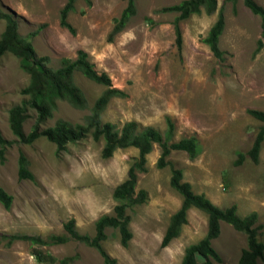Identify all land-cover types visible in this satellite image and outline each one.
<instances>
[{
  "label": "rangeland",
  "instance_id": "374dc122",
  "mask_svg": "<svg viewBox=\"0 0 264 264\" xmlns=\"http://www.w3.org/2000/svg\"><path fill=\"white\" fill-rule=\"evenodd\" d=\"M74 0L67 20L74 27L72 35L59 25V10L66 0H0L2 11H12L17 31L30 42L39 56L48 57V66L57 68L61 58H74L84 50L98 73H106L113 86L126 92L112 97L100 114L101 122L120 128L134 120L140 126L157 129L166 137L168 117L173 131L168 143L195 136L199 153L189 159L184 151L171 150L167 164L155 163L160 148L154 143L145 156V171L137 172L134 193L146 191L141 204L126 208L131 238L120 244L117 229L106 228L101 242L116 264H180L184 248L205 235L207 215L190 207L179 234L164 246L160 241L170 216L179 208L181 195L169 185L171 168L182 172L195 194H202L220 209L236 205L239 217L255 211L257 239L264 244V138L258 162L247 151L264 123L248 114V109L264 111V16L253 14L243 0H217V9L206 14H191L179 22L181 50H177L172 20L173 12L160 8L181 0H134L136 13L111 42L107 34L113 19L119 16L127 0ZM264 9V0H253ZM223 5L224 28L218 39L222 58H216L201 41ZM5 21L0 19V34ZM262 46L254 54L257 40ZM28 74L19 67L18 57L5 52L0 57V133L15 142L4 151L0 163V186L12 195L10 208L0 204V264H104L98 251L74 238L54 243L50 235H66L63 223L73 218L81 235H94V221L103 214H113L117 203L113 188L126 178L130 164L137 158L134 147L116 149L102 158L103 140H93L88 133L56 151L54 143L40 136L32 143L17 141L8 126V109L19 104L21 89ZM74 82L83 91L86 107H72L57 100L52 116L40 129L57 119L70 124L83 123L91 113L96 97L104 86L74 73ZM35 113L28 110L22 125L30 131ZM21 151L28 159L34 180L19 179L17 157ZM243 158L237 162L238 154ZM39 236L45 244L14 240L2 234ZM212 246L221 261L212 264H237L246 247V235L221 221L220 233ZM37 249L54 258L53 263L39 262L31 253ZM264 255V249H263ZM196 264H206L197 258ZM256 264L261 261L256 260Z\"/></svg>",
  "mask_w": 264,
  "mask_h": 264
},
{
  "label": "trees",
  "instance_id": "16d2710c",
  "mask_svg": "<svg viewBox=\"0 0 264 264\" xmlns=\"http://www.w3.org/2000/svg\"><path fill=\"white\" fill-rule=\"evenodd\" d=\"M73 1L66 0L59 10V25L67 29L72 35L75 34L74 27L68 22L67 16L73 10ZM225 1V0H224ZM234 2V0H231ZM88 6L90 0H85ZM246 7L253 14L264 16V9L257 5L253 0H243ZM223 5L217 10L216 19L207 31L205 37L201 39L212 54L222 58V51L218 47V39L224 28ZM206 14H212L217 9V0H181L172 5L163 6L161 12H173L175 17L172 20L173 31L175 34V44L177 50H181V30L179 22L188 18L191 14H199L201 10ZM136 13L135 1L127 0L125 7L121 10L119 16L113 19V25L107 34V41L111 42L115 35L121 32L129 19ZM0 19H4L5 25L0 34V57L5 52H11L18 57L19 67L28 74V83L21 89L24 99L8 109V126L11 133L22 143L30 144L40 136L56 146L59 152L65 148L66 143H74L88 133L93 140H103L100 150L102 158H108L116 149L134 147L138 151L137 158L128 167L126 178L118 183L112 190V198L117 202L113 207V214H103L94 221V235H81L75 230V221L73 218L63 223L66 235H50L51 242L63 243L68 238L81 240L90 246H93L101 255L104 264H116V260L110 257L103 249L101 242L106 239L105 229L110 227L117 229L120 235V244L123 247L128 245L132 234L129 230V215L126 214V208L132 205L141 204L146 199V191L139 189L134 193V187L137 179V172L145 171V156L148 154L154 143L160 148L159 156L155 165L162 168L167 164L166 157L171 150L184 151L189 159H193L199 153V142L195 136L182 137L177 141L168 143V138L173 131V123L166 117V137L157 129L151 126H140L136 121H125L120 128H117L112 122H101L100 114L106 104L112 97H125L124 90L112 85L110 77L104 73H98L94 64L88 59L87 53L79 49L74 58H61L60 65L57 68L48 66V57L36 54L32 44L24 40L17 31V20L12 11H2L0 9ZM264 32V29H262ZM261 40H257V46L254 51L256 54L261 48ZM78 71L85 78L96 84L104 86V90L96 97L92 105V111L89 113L83 123L70 124L62 119L54 121L53 125L40 129V125L52 116L56 108L57 100H65L72 107L83 109L86 107V98L80 87L74 82V73ZM28 110L35 113L34 122L28 133H24L22 125L28 117ZM255 119L264 123V111L257 109H248ZM264 138V124L261 125L256 133L247 155L255 163L258 162V153ZM14 140L5 139L0 133V163L4 161L5 149L13 144ZM243 158V154H238V161ZM17 176L19 179L34 180L32 172L28 168V159L21 152L17 157ZM169 185L177 191L182 199L179 208L170 216L168 225L162 235L160 246H166L170 240L175 238L180 231L181 225L186 223V212L190 207H195L204 211L207 215V228L205 235L195 243H191L184 248L180 264H196L197 258L204 260L206 264H212L211 259L220 262L221 258L215 248L212 246V240L220 233V222L230 224L235 230L241 231L246 235V247L242 251L237 264H256L260 260L264 264L263 249L264 244L257 239V213L251 211L242 217L236 214V205L220 209L202 194H195L187 181H182V172L178 168H171ZM12 195L7 193L0 186V204L4 209H9L12 203ZM7 237L10 244L14 240H25L31 243L45 244V240L39 236L27 234H2ZM39 262L53 263L54 258L50 254H44L37 249L31 253ZM60 264H67V259L60 261Z\"/></svg>",
  "mask_w": 264,
  "mask_h": 264
}]
</instances>
